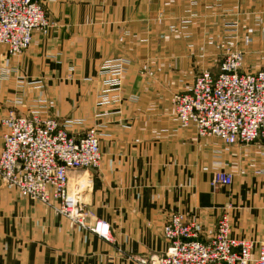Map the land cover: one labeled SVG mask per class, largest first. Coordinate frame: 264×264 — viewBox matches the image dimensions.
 Returning a JSON list of instances; mask_svg holds the SVG:
<instances>
[{"label": "crops", "instance_id": "obj_1", "mask_svg": "<svg viewBox=\"0 0 264 264\" xmlns=\"http://www.w3.org/2000/svg\"><path fill=\"white\" fill-rule=\"evenodd\" d=\"M36 1L51 32L17 57L0 46V151L11 108L76 121L73 135L98 127L101 166L71 173L70 186L109 224L112 241L0 179V264H139L165 254L173 213L196 221L207 241L226 207L234 237L264 243V145L200 137L181 126L171 103L225 46L245 48L247 70L261 65L264 30L254 19L264 0ZM118 59L127 62L120 104L98 106L100 66ZM217 170L233 175L231 186H212Z\"/></svg>", "mask_w": 264, "mask_h": 264}, {"label": "built area", "instance_id": "obj_2", "mask_svg": "<svg viewBox=\"0 0 264 264\" xmlns=\"http://www.w3.org/2000/svg\"><path fill=\"white\" fill-rule=\"evenodd\" d=\"M254 20L263 24L264 30V13ZM53 27L36 1L0 0V46L9 56L22 55L37 34L46 36ZM246 43H252V39L247 38ZM245 55L229 48L218 74L202 71L189 92L173 96L175 115L183 128L195 130L200 137L216 138L226 146L264 143V55L261 68L244 71ZM126 65L123 59L101 65L98 106L119 104ZM68 123L44 118L39 110L21 116L11 108L1 120L5 132L0 179L23 198L40 202L64 216L73 227L111 242L109 224L94 218L78 194L70 193L71 173L101 166L100 131L92 128L84 136L74 137L69 131L76 121ZM233 180L232 174L217 170L212 186H231ZM88 182L89 187L91 179ZM230 224L229 216H224L213 237L203 241L196 221L180 213L172 214L163 229L168 245L165 254L143 257L139 264H264V243L256 246L251 240L234 237Z\"/></svg>", "mask_w": 264, "mask_h": 264}, {"label": "rangeland", "instance_id": "obj_3", "mask_svg": "<svg viewBox=\"0 0 264 264\" xmlns=\"http://www.w3.org/2000/svg\"><path fill=\"white\" fill-rule=\"evenodd\" d=\"M34 1H36V0H34ZM37 2V1H36ZM37 3H39V2H37ZM40 5H42L41 3H39ZM43 6V5H42ZM43 8H44V10H45V12H46V9H45V7L43 6ZM46 16H47V12H46ZM48 18V17H47ZM48 20H50L49 18H48ZM231 28H236V25H233ZM51 32V31H50ZM49 32V33H50ZM48 33V34H49ZM38 35V34H37ZM36 35V36H37ZM35 36V37H36ZM41 36H43V35H41ZM252 43H249V44H246V45H251ZM229 48H232L231 46H225L224 48H222L221 50H220V52L218 51V53H217V63L214 65V67H212V68H210V69H208L207 71H210L212 74H218L219 72H220V70H221V68H222V63H223V61H224V59H225V54H226V52H227V50L229 49ZM237 49L236 50H241L242 52H245V48H240V46H237L236 47ZM235 49V48H234ZM246 54H247V52H245ZM263 55H264V53H263ZM13 57V56H12ZM17 57V56H16ZM106 61H112V60H106ZM106 61H104V62H106ZM103 62V63H104ZM245 62H247L246 60H245ZM102 63V64H103ZM127 63V62H126ZM247 65V64H246ZM246 65H244V67H243V70L244 71H248L247 70V68H246ZM101 67V66H100ZM262 66L261 65H259L257 68H255V66L253 67V69H251V70H257V69H259V68H261ZM126 72H127V65H126ZM126 72H125V74H126ZM202 72V71H201ZM200 72H198L197 73V75L199 74ZM124 77H125V75H124ZM102 82V81H101ZM123 83H124V78H123V82H122V86H121V89H122V87H123ZM36 85V86H39V84H40V82H36V83H33V85ZM120 89V90H121ZM174 95H176V94H174ZM173 98V97H172ZM171 103H172V99H171ZM119 104H120V102H119ZM172 106H173V103H172ZM173 109H174V106H173ZM41 113V112H40ZM174 114H175V110H174ZM41 116L42 117H44V118H51V119H54V120H56V121H58L60 124H63V123H68V122H71L72 120H67V121H59L57 118H54V117H52V116H43L42 114H41ZM176 116V115H175ZM177 117V116H176ZM68 124H71V123H68ZM92 128H98V127H91V128H89L88 130H90V129H92ZM99 129V128H98ZM88 130H86L83 134H81V135H75L74 137H82V136H84L85 134H86V132L88 131ZM100 131V130H99ZM70 132H72V130L70 129V131H69V133ZM100 136L102 137V133L100 132ZM100 143H101V138H100ZM255 146H257L258 144H254ZM254 145H250V146H254ZM262 145H264V143L262 144ZM238 146H244V145H238ZM249 146V145H248ZM102 151V150H101ZM102 163V162H101ZM100 168V167H99ZM98 168V169H99ZM98 169H92V170H89L87 173H92L93 171H95V170H98ZM223 172H225V171H223ZM231 174V173H230ZM86 181H88V180H85L84 181V183L86 182ZM87 183V182H86ZM76 186H70V193L71 194H73L74 196H75V192H73L76 188H75ZM85 187H88V184H86V186ZM81 189V188H80ZM84 203V202H83ZM85 204V203H84ZM229 207H226L223 211H222V213H221V216H220V218H219V220L220 219H222L224 216H229V219H230V223H231V213H229ZM57 214V213H56ZM173 214H179V213H173ZM181 214V213H180ZM60 215V214H59ZM183 215H185V214H183ZM62 216V215H61ZM186 216V215H185ZM187 217V216H186ZM67 219V218H66ZM187 219H189L188 217H187ZM68 220V219H67ZM189 220H191V219H189ZM218 220V221H219ZM169 221V220H168ZM192 221H194V220H192ZM168 223V222H167ZM166 223V224H167ZM166 224L164 225V227L166 226ZM218 224V223H217ZM231 225V232H232V235H233V228H232V224H230ZM164 229V228H163ZM200 230H201V226H200ZM216 230H217V226H216ZM112 234V233H111ZM201 240H202V238H200ZM243 239V238H242ZM244 239H246V238H244ZM247 240H250V239H247ZM166 241V240H165ZM252 241V240H251ZM254 242V241H253ZM167 250V249H166ZM141 259V258H140ZM139 259V260H140ZM138 260V261H139Z\"/></svg>", "mask_w": 264, "mask_h": 264}]
</instances>
